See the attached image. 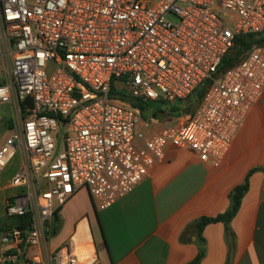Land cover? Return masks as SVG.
I'll return each mask as SVG.
<instances>
[{"label":"built area","instance_id":"2783aa9c","mask_svg":"<svg viewBox=\"0 0 264 264\" xmlns=\"http://www.w3.org/2000/svg\"><path fill=\"white\" fill-rule=\"evenodd\" d=\"M249 35L255 39L241 48ZM259 37L264 0H0V69L11 61L0 105L13 106L0 176L20 159L7 215L32 218L30 228L7 229L0 242L41 250L43 260L24 264H79L71 244L54 253L47 246L55 213L78 190L106 210L134 192L170 147L219 166L264 96ZM234 50L238 60L225 66ZM204 85L198 109L174 125L159 116L149 122L133 106L168 109ZM16 259L0 252V264Z\"/></svg>","mask_w":264,"mask_h":264},{"label":"crops","instance_id":"0c3cea01","mask_svg":"<svg viewBox=\"0 0 264 264\" xmlns=\"http://www.w3.org/2000/svg\"><path fill=\"white\" fill-rule=\"evenodd\" d=\"M19 165L14 160L0 176V230L11 226L7 204L17 194L11 180ZM248 177L249 190L229 226H206L204 245L193 230L182 241L199 219L227 212L232 191ZM65 244L72 245L79 264H189L202 252L199 264H264V96L219 166L170 147L134 192L106 210L95 207L86 189L78 190L60 208L57 230L47 241L50 253ZM0 252L16 255L7 264L44 259L28 243L0 242Z\"/></svg>","mask_w":264,"mask_h":264},{"label":"trees","instance_id":"16d2710c","mask_svg":"<svg viewBox=\"0 0 264 264\" xmlns=\"http://www.w3.org/2000/svg\"><path fill=\"white\" fill-rule=\"evenodd\" d=\"M254 36H247L244 38H241L239 41V45L241 48L245 49L246 47H248V45L250 44L251 40H254ZM257 41L263 42L264 38H257ZM237 54V55H236ZM238 54H239V50H234L232 57H229L226 62H225V66H229L232 65L234 62H236L238 60ZM206 91V85L202 86L197 92L196 94L190 98L187 102L185 103H176L175 105H172L170 107H168L167 110H161L159 112H155L153 114V116L155 118H158V115L160 113H165V114H169V115H177L178 117L185 114V113H190V112H194L193 108H198L200 106V103L202 101V98L204 96V93ZM193 99H195V105H193L192 101ZM183 105H186L187 108L186 110H182L181 107ZM134 107H136L138 110H140L141 115L144 117V113L148 110L151 109L150 105H146L143 103H134L133 104ZM185 112V113H183ZM183 113V114H182ZM12 126V122H9V128ZM254 173L251 172L249 177ZM249 177L247 178V180L245 181L244 184L237 186L231 193L230 195V199H231V206L228 209L227 212L220 214L216 217H203L201 219H199L198 221H196L190 228H188L185 233L182 236V241L186 242L187 241V235L189 234V232L191 230L194 231V233L197 235V239L198 241L204 245L205 240L203 238V232L204 229L206 228V226L210 225V224H214V223H219V222H223L226 226H229V224L231 223V221L234 219V217L237 215L241 204H242V200L245 196V194L248 192L249 190ZM60 209L55 213V218H54V223L52 226V229L50 231V235L52 236L56 230H57V224H58V214H59ZM11 220V228H18V229H27L30 228L32 225V218H31V214L27 213L24 216H19V217H10ZM2 232H5V229H1L0 230V235ZM50 236V237H51ZM204 256V252H202L193 262L189 263V264H199L200 261L202 260Z\"/></svg>","mask_w":264,"mask_h":264},{"label":"rangeland","instance_id":"374dc122","mask_svg":"<svg viewBox=\"0 0 264 264\" xmlns=\"http://www.w3.org/2000/svg\"><path fill=\"white\" fill-rule=\"evenodd\" d=\"M220 3V0H217V4ZM222 19L226 22V24L229 27H232V22L230 21L228 15L226 12H222L221 14ZM11 69V61L6 60L5 61V67L0 69V81H4L5 78L7 77L6 75L10 72ZM195 99H193V105H195ZM161 105H153L151 106V109L146 111L144 113V119L149 121V122H156L157 119L153 116V110L154 108H159L162 110H167L166 107H163ZM187 106L183 105L181 107L182 110H186ZM198 108H193L194 111H196ZM185 113V112H183ZM182 113V114H183ZM166 115V114H165ZM177 115H169L167 114L164 118H162V121H167L169 123H172L173 125L175 124V118H177ZM9 122H13V106L12 105H0V141L2 140V137L7 134L8 128H9ZM20 163V159L17 158L15 160V164L18 165ZM15 166V165H14Z\"/></svg>","mask_w":264,"mask_h":264},{"label":"water","instance_id":"95a60500","mask_svg":"<svg viewBox=\"0 0 264 264\" xmlns=\"http://www.w3.org/2000/svg\"><path fill=\"white\" fill-rule=\"evenodd\" d=\"M165 115V113H162L161 115H160V117H162V116H164Z\"/></svg>","mask_w":264,"mask_h":264}]
</instances>
